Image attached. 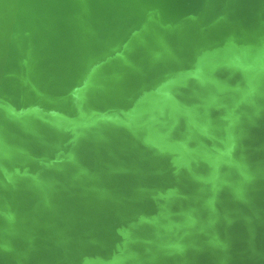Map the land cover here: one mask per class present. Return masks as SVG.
<instances>
[{"label": "water", "instance_id": "95a60500", "mask_svg": "<svg viewBox=\"0 0 264 264\" xmlns=\"http://www.w3.org/2000/svg\"><path fill=\"white\" fill-rule=\"evenodd\" d=\"M0 264H264V0H0Z\"/></svg>", "mask_w": 264, "mask_h": 264}]
</instances>
